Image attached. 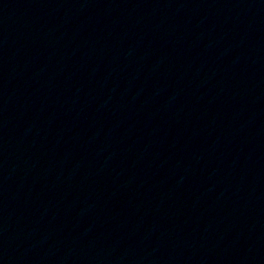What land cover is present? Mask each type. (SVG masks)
<instances>
[{"label": "water", "instance_id": "water-1", "mask_svg": "<svg viewBox=\"0 0 264 264\" xmlns=\"http://www.w3.org/2000/svg\"><path fill=\"white\" fill-rule=\"evenodd\" d=\"M0 264H264V0H0Z\"/></svg>", "mask_w": 264, "mask_h": 264}]
</instances>
